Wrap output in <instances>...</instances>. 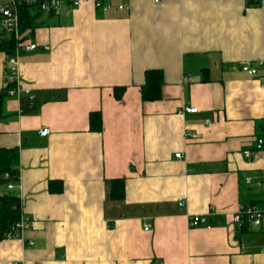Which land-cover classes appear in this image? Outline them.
Wrapping results in <instances>:
<instances>
[{
  "label": "crops",
  "instance_id": "0c3cea01",
  "mask_svg": "<svg viewBox=\"0 0 264 264\" xmlns=\"http://www.w3.org/2000/svg\"><path fill=\"white\" fill-rule=\"evenodd\" d=\"M124 3L40 14L28 35L36 49L17 57L21 91L3 99L0 147L18 148L8 192L29 222L0 241V264H264V233L233 222L240 206L264 208V149L241 154L264 137V79L240 69L262 71L264 10L251 0ZM6 63L0 52V91ZM148 69L163 74L156 101L140 98ZM116 178L124 195L114 200ZM193 215L206 224L190 226Z\"/></svg>",
  "mask_w": 264,
  "mask_h": 264
},
{
  "label": "built area",
  "instance_id": "2783aa9c",
  "mask_svg": "<svg viewBox=\"0 0 264 264\" xmlns=\"http://www.w3.org/2000/svg\"><path fill=\"white\" fill-rule=\"evenodd\" d=\"M155 3L160 0H153ZM255 6L261 7L264 10V0H251ZM91 5L93 9H97L102 12H106L111 6H115L116 9L121 10L125 7L124 0L114 3L113 0H0V30L4 35H8L16 43L15 51L12 55L7 56V67L9 68V74L5 78L7 90V96H15L21 91L19 82L17 79V66H18V56L21 52L26 50H34L37 44L29 40L28 32L23 31L20 28L21 13L20 9L23 6H28L33 12H38L40 14L46 15H58L60 9L64 6H69L70 8H79L82 5ZM26 35V36H25ZM262 68L261 73L258 69L247 63L240 65V69L252 76H258L261 80L264 79V59L259 63ZM186 80H190V76L186 77ZM23 91V90H22ZM28 94L29 100H32L33 96L29 94L28 90H24ZM182 112H196V107H182ZM42 135L48 133L47 128L43 127L39 131ZM194 136V135H192ZM264 149V137H259L255 139V144L252 149H244L241 154L243 157L249 159L256 153L263 151ZM176 158H180L179 153H175ZM4 178H8L7 174L3 175ZM250 178L245 179V183H249ZM261 186L264 188V177L260 182ZM16 184L14 182L7 183L5 185V190L9 191L14 188ZM182 198L176 199V203L182 206ZM190 226H202L207 222L206 215H193L189 217ZM29 220L26 217L21 216L20 220L14 224L9 233V237H18L19 234L27 227ZM233 222L239 226L246 225L248 227H254L264 233V208H258L256 205L251 204L250 206H240L233 216ZM147 230V227H145ZM29 245L33 244V241L28 242Z\"/></svg>",
  "mask_w": 264,
  "mask_h": 264
},
{
  "label": "trees",
  "instance_id": "16d2710c",
  "mask_svg": "<svg viewBox=\"0 0 264 264\" xmlns=\"http://www.w3.org/2000/svg\"><path fill=\"white\" fill-rule=\"evenodd\" d=\"M21 21L20 28L23 31H27L32 36L34 30L43 24V20L39 19L40 13L33 12L30 7L23 6L20 9ZM26 36V35H25ZM16 43L10 37L7 40H0V52H3L6 56L12 55L15 51ZM163 82V74L160 69H148L144 73V81L140 87V98L142 101H156L161 96V87ZM8 87L5 90L0 91V119L3 117V99L7 95ZM125 91V87L117 86L113 88V97L120 99ZM29 109H22L21 113H24ZM89 129L99 132L101 129V116L100 112L94 111L89 113ZM7 174L8 178H4L3 175ZM18 148L0 147V241L6 237H9L11 228L16 224L22 216L19 197L6 191L5 185L7 183L18 180ZM123 179L116 178L110 183V197L114 200L122 199L124 195ZM57 186H54L53 184ZM49 182L48 189L50 192L60 190L61 183L59 181ZM60 184V186H59ZM244 226V227H243ZM240 227L245 228L246 225Z\"/></svg>",
  "mask_w": 264,
  "mask_h": 264
},
{
  "label": "rangeland",
  "instance_id": "374dc122",
  "mask_svg": "<svg viewBox=\"0 0 264 264\" xmlns=\"http://www.w3.org/2000/svg\"><path fill=\"white\" fill-rule=\"evenodd\" d=\"M9 37V36H8Z\"/></svg>",
  "mask_w": 264,
  "mask_h": 264
}]
</instances>
